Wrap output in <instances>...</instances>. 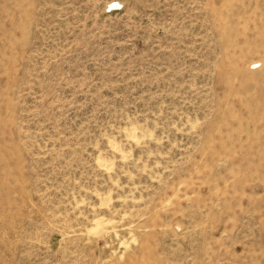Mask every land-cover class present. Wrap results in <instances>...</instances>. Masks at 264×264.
Segmentation results:
<instances>
[{"label": "rangeland", "instance_id": "rangeland-1", "mask_svg": "<svg viewBox=\"0 0 264 264\" xmlns=\"http://www.w3.org/2000/svg\"><path fill=\"white\" fill-rule=\"evenodd\" d=\"M0 264H264V0H0Z\"/></svg>", "mask_w": 264, "mask_h": 264}, {"label": "bare ground", "instance_id": "bare-ground-1", "mask_svg": "<svg viewBox=\"0 0 264 264\" xmlns=\"http://www.w3.org/2000/svg\"><path fill=\"white\" fill-rule=\"evenodd\" d=\"M99 224H100V222H97L96 225H95V227L98 226Z\"/></svg>", "mask_w": 264, "mask_h": 264}]
</instances>
